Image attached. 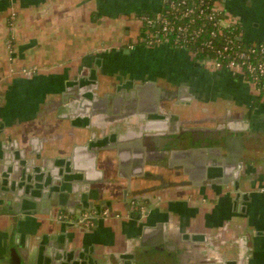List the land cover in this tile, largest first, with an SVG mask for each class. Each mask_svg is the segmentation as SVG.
Listing matches in <instances>:
<instances>
[{"label": "crops", "instance_id": "crops-1", "mask_svg": "<svg viewBox=\"0 0 264 264\" xmlns=\"http://www.w3.org/2000/svg\"><path fill=\"white\" fill-rule=\"evenodd\" d=\"M162 5L0 0V264H264V91L186 49L149 44L138 15ZM218 7L236 20L240 41H264V0H221ZM147 82L160 88L159 101L145 89L133 102L135 85ZM184 88L189 98L180 100ZM162 115L165 124L157 121ZM228 120L245 130L210 164L195 153L186 166L177 156L170 164V150L148 143L138 168V148H105L170 135L182 124L219 129ZM192 146L200 145L174 148ZM238 153L242 194L240 168L228 163ZM51 172L59 179L49 201L41 194L54 182ZM84 183L87 193L71 192ZM132 200L146 207L144 216ZM81 201L93 214L88 229L55 217L71 202L76 215Z\"/></svg>", "mask_w": 264, "mask_h": 264}, {"label": "trees", "instance_id": "trees-1", "mask_svg": "<svg viewBox=\"0 0 264 264\" xmlns=\"http://www.w3.org/2000/svg\"><path fill=\"white\" fill-rule=\"evenodd\" d=\"M220 1L221 0H163V5L159 12L140 13L138 19L141 16L154 18L157 14H160L171 21L174 26H184L186 32L182 33L173 29L164 34L159 24L147 25L146 23H141L142 30L148 34L146 41L152 45L156 44L154 40L158 34L159 39L165 40L173 49H188L194 52L196 54L195 58L199 61L207 56L211 57L213 55V49L223 46L228 38L233 39L234 44L239 48L248 47L250 45L249 43H244L236 38L239 33L238 24L235 29H230L228 27L219 28L214 25L217 18L224 17L222 11L217 12L213 10L214 5ZM193 7L195 13H189L182 19L179 18L182 13ZM201 10L202 14H199ZM211 31H214L216 35L211 36ZM206 42H211V46L206 47ZM257 87L258 91H264L262 85L257 84Z\"/></svg>", "mask_w": 264, "mask_h": 264}, {"label": "water", "instance_id": "water-1", "mask_svg": "<svg viewBox=\"0 0 264 264\" xmlns=\"http://www.w3.org/2000/svg\"><path fill=\"white\" fill-rule=\"evenodd\" d=\"M136 92H131L130 96L132 98V101L134 99V96L136 95V101H140L142 100V97L144 95V90L145 89H152L154 92V100L153 102L156 103L159 101V97H160V88L158 86H156V84L154 82H147L146 84L143 85H135L134 87ZM183 93H180V100H185L188 97V95H186V89H183ZM182 94H185V97L182 96ZM126 96H128V94H125ZM183 97V98H182ZM139 99V100H138ZM114 101L116 103V101H120L122 102V98L121 97H115ZM134 102V101H133ZM132 103V102H130ZM117 105H114L116 107H114L113 113L115 114L117 112ZM128 113H132L133 107L132 106H128ZM125 109V111L127 110ZM130 111V112H129ZM127 113V112H125ZM232 121L228 120V125L225 127H220L219 129H214V130H207V129H200V128H196V127H189L187 129H184L182 131H174L171 132L172 134L170 135H152V136H144V140L142 141L140 138L136 139V141H134L132 144L130 143H121V144H115L114 142H111L109 146H106L105 148H123V147H129V146H134L136 149L138 148L140 151V156L138 159V162L136 163V167L138 168H142V165L144 164V153H148L149 150L146 149V147L148 148L149 144L148 143H152L155 146V149H153L154 151H160L165 153L166 150H170V155L171 158L169 160V163H175L176 161H179V159L177 157H182L184 161L183 164H187V161L185 159V157H190L191 155L195 154H199L202 155L201 160L203 161V163H207L210 164L213 162L212 156L217 154L218 152H221L222 148L224 147L225 149H230L231 144L230 141L232 138H235L234 133H240L241 131L245 130V129H238L236 126L235 127H231L229 125V123ZM233 123V122H232ZM161 124H165L161 121ZM176 130V129H175ZM174 133V134H173ZM177 133V134H176ZM202 133V134H201ZM211 134V135H210ZM214 134V135H213ZM213 135V136H212ZM239 141V145H240V151H241V142H242V137L238 136L236 137ZM201 141V142H199ZM190 142L192 145L196 144V142H199V148H195V147H189L183 150H177L174 147L177 144L180 143H187ZM213 142V144L216 145H211ZM33 143H35V141H33ZM103 147V146H102ZM102 147H98V146H93L94 149L98 150L101 149ZM154 148V147H153ZM143 153V154H142ZM240 153H238L236 156V158L234 157V159H232V161L228 160V163H231V165L233 164V167H235L236 169L241 168L239 161H238V157H239ZM177 156V157H176ZM186 166V165H185ZM189 167V166H188ZM237 172V171H236ZM53 173V172H52ZM136 174H140V172H136ZM237 176H239V173L237 174ZM126 180L130 181V177L129 176H125ZM80 189H84L85 193H87L88 191V185L86 183L81 184L80 185ZM76 189L78 190V186L74 185V187L72 188V191L76 192ZM73 202L78 203V200H74ZM73 202H71L69 204V208H68V215H70L72 213V209H70V206L73 205ZM82 202V201H81ZM83 203V208H85V204ZM8 206V205H6ZM75 226H77V224H74Z\"/></svg>", "mask_w": 264, "mask_h": 264}, {"label": "built area", "instance_id": "built-area-1", "mask_svg": "<svg viewBox=\"0 0 264 264\" xmlns=\"http://www.w3.org/2000/svg\"><path fill=\"white\" fill-rule=\"evenodd\" d=\"M213 10L217 12L221 11V9L218 7V3L214 5ZM189 13H195L194 7L182 13L179 18L182 19ZM199 14H202V10L199 11ZM8 22L9 26H12L14 22L13 17L10 18ZM139 22L146 23L147 25L159 24L161 26V31L164 34L173 29L182 33L186 32V28L184 26H174L171 21L160 14H157L154 18L141 16L139 18ZM214 25L218 26L219 28L228 27L230 29H235L237 22L235 19H224L223 17L217 18ZM145 34L148 37V34ZM210 34L211 36L216 35L214 31H211ZM154 41L156 44L166 42L165 40H160L158 34L156 35V39ZM205 46L210 47L211 42H206ZM186 50L189 51L193 56H196L194 52L188 49ZM200 62L215 70L227 69L234 73L242 74L247 82L254 86L257 90V84H260L264 87V41L251 43L246 48H239L234 44L233 39L228 38L223 46L213 49V55L211 57L207 56L204 59H201ZM132 205H135V203H132ZM105 214H108V212L105 211Z\"/></svg>", "mask_w": 264, "mask_h": 264}, {"label": "flooded vegetation", "instance_id": "flooded-vegetation-1", "mask_svg": "<svg viewBox=\"0 0 264 264\" xmlns=\"http://www.w3.org/2000/svg\"><path fill=\"white\" fill-rule=\"evenodd\" d=\"M164 94V95H163ZM171 95H173V93H171V92H165V93H162V96H167V98H168V96H171ZM162 98H164V97H162ZM162 98H161V101H162ZM159 112V111H158ZM160 114V113H159ZM161 118H159V119H157V121L159 122V121H161L160 120ZM224 120H225V118H223ZM218 126H220V127H222V124H218ZM225 127V126H224ZM187 128H189L187 125L186 126H184L183 124H182V126H180V131H182V130H184V129H187ZM158 134H164V132H158ZM211 135V134H210ZM201 142V141H200ZM198 144H199V142H198ZM43 158H45V157H43ZM29 164H31V163H29ZM43 164V163H42ZM44 165L47 167L48 166V161L45 159V161H44ZM241 169H242V167L236 172V179L239 181V186L237 187V191H238V193H240V194H242L243 193V184H242V175H241V172H239V171H241ZM239 173V176H237V174ZM51 174H52V177H53V180H54V182H53V184H51L48 188H46V189H44V191L42 190V196H44V198L45 199H49V201H51L52 200V194L53 193H51V186H54L55 184H57L58 183V177H57V174H55V172H51ZM80 185H79V187H78V190L76 189V192L74 191V193L75 194H79V191H82V192H84L85 190L83 189H80ZM240 197L239 198H237V202H239L240 201ZM132 203H136V201H134V200H132L131 201V204ZM131 206H133L136 210V215H138V214H140V217L143 215V214H146V207H143V208H141V207H139V206H137V203H136V205H131ZM87 208V207H86ZM85 208H83V203L82 202H80L79 203V209L78 210H76V209H74V212L75 211H77V214L76 215H68L67 213H65V212H63V211H57L56 213H55V217L59 220V221H62V222H65V223H67V224H69V225H74V224H77V227H78V229L80 230V229H83V230H85V229H88L90 226H91V224H92V220L94 219L93 218V214L89 211V210H84ZM87 209H89V208H87ZM105 211H107L108 213H112L111 211H109V210H107V209H105L104 211H103V216H105L106 218L109 216V214H105ZM131 212H132V210H131ZM53 214V213H52ZM144 216V215H143Z\"/></svg>", "mask_w": 264, "mask_h": 264}, {"label": "rangeland", "instance_id": "rangeland-1", "mask_svg": "<svg viewBox=\"0 0 264 264\" xmlns=\"http://www.w3.org/2000/svg\"><path fill=\"white\" fill-rule=\"evenodd\" d=\"M12 17H13V21H14V18H15L14 17V14L11 13L10 16H9V19L12 18ZM7 27L9 29V31L11 32L10 35H9V37H11V36L13 37L15 35V23L13 22L12 26H9V22H8L7 23ZM33 70H35V67H31V68H28V69H22L21 72L26 74V73H29V72L31 73V71H33ZM160 103H163V101L160 102ZM160 120L161 121H165L163 115H162V117H161ZM42 129H43L42 127L39 128L40 131H42ZM47 130H48L47 127H44V132L47 131Z\"/></svg>", "mask_w": 264, "mask_h": 264}]
</instances>
